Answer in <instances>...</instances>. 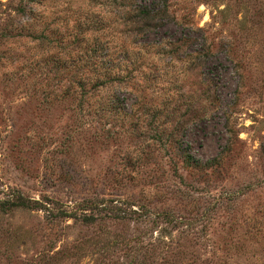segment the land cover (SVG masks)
I'll return each instance as SVG.
<instances>
[{"label": "rangeland", "instance_id": "rangeland-1", "mask_svg": "<svg viewBox=\"0 0 264 264\" xmlns=\"http://www.w3.org/2000/svg\"><path fill=\"white\" fill-rule=\"evenodd\" d=\"M118 2L0 0V199L47 203L0 211V264H264V0H167L144 37ZM22 7L68 40L94 23L51 53L74 69L107 47L115 80L33 94L45 80L19 79L20 59L43 48L5 35Z\"/></svg>", "mask_w": 264, "mask_h": 264}, {"label": "trees", "instance_id": "trees-1", "mask_svg": "<svg viewBox=\"0 0 264 264\" xmlns=\"http://www.w3.org/2000/svg\"><path fill=\"white\" fill-rule=\"evenodd\" d=\"M117 11L115 13L116 22L121 26L120 30L123 34L146 36L149 30L157 28L161 24L162 19L168 15L167 13V0H150V1H139V0H119L117 5ZM22 13L29 12L27 18L19 20L15 27L9 26L6 30V36L21 37L26 36L30 39H36L39 47L43 48L40 53L24 54L20 59V68L18 69V78L24 80L35 77L44 79L45 82L40 87L33 89V94L39 91L44 98H50V100L63 99L65 97L80 96L82 99L85 94L93 93L102 85L111 82L115 77L111 74L112 69L99 70L98 63L104 54L109 52L107 47H98L96 54L87 55L85 59H82V68L69 67V63L81 61L79 58L70 60L69 58L63 57L68 52L61 51L58 53H51L53 49L59 47L65 48L66 44L70 43L74 46H82L84 35L87 30L94 28V23L89 22L88 24L79 23L76 24L77 31L73 34L71 40L65 37V31L59 29L58 26L51 24L49 20H42L38 16L36 9L30 8L26 11V7L21 8ZM34 22V24H33ZM15 28V30H14ZM66 40V44L64 42ZM69 41V42H68ZM126 39L119 43L117 47V53L121 54L118 60H126L128 56V47L125 45ZM84 43L85 42L84 40ZM104 42L101 43V45ZM88 45V43H87ZM67 48V47H66ZM103 50H105L103 52ZM61 52V53H59ZM95 53V52H94ZM112 68V67H111ZM107 70V71H106ZM6 79H11L6 77ZM115 80V79H114ZM5 86V85H4ZM43 87V88H41ZM0 90L3 87L0 86ZM113 102V100L111 101ZM112 103H108L111 105ZM188 159H189V155ZM90 207L98 203L97 200H90ZM25 206V207H46L47 203L43 199H28L23 195H16L12 200L0 199V211L10 209L12 206ZM84 205H87L84 203ZM70 215L67 211H57L56 216ZM76 216V215H74ZM82 220L90 221L93 218L92 214H82Z\"/></svg>", "mask_w": 264, "mask_h": 264}]
</instances>
